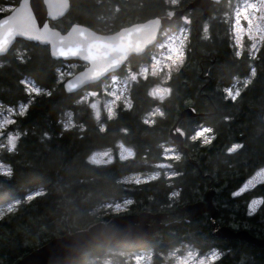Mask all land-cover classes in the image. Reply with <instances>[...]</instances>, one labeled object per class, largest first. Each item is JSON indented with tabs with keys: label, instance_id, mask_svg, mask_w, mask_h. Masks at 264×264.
<instances>
[{
	"label": "trees",
	"instance_id": "1",
	"mask_svg": "<svg viewBox=\"0 0 264 264\" xmlns=\"http://www.w3.org/2000/svg\"><path fill=\"white\" fill-rule=\"evenodd\" d=\"M19 1L0 0V7H15ZM69 1V11L52 21L53 27L66 32L81 24L113 33L167 15L192 0H181L178 5L169 0ZM239 1L214 4L206 16L197 8L191 10L194 20L200 16L201 34L196 36L192 22L184 60L164 82L169 95L163 100L153 97L150 90L159 79L140 77L131 85L129 105H119L113 116L104 113L101 124L89 105L81 102L83 91H65L59 70L67 62L53 59L48 45L17 40L0 57V106L26 105L9 127L20 132L16 147L0 151V161L8 166L6 173H0V206L18 202L15 210L0 218V264H14L54 238L112 220L119 213L96 209L124 201L129 206L123 213L175 211L151 239L134 248L150 252L152 264H165L164 255L180 246L196 248L204 255L217 251L211 264H264V246L214 236L210 213L187 222V213L176 211L206 201L212 189L216 224L264 237V182L236 194L264 168V39L255 52L250 48L239 51L232 33ZM6 13L0 12V17ZM181 26L178 21L171 29ZM151 55L150 48L133 56L129 67L138 72L150 64ZM25 77L36 83L39 93L29 91L22 81ZM245 78H251L250 82L235 97L230 96L228 88ZM101 83L87 88L101 91ZM186 108L201 114L178 123L185 132L188 153L178 148L179 157L168 158L164 148L173 145L170 131ZM154 109L160 113L148 121L146 116ZM204 127L211 137H195ZM119 142L132 148L133 157L116 158L109 164L89 160L94 151L114 148ZM164 162L169 168H162L154 179L125 181L132 174L156 171ZM258 199L261 204L250 212L249 203ZM112 250L135 252L102 242L73 264H89V257L99 259Z\"/></svg>",
	"mask_w": 264,
	"mask_h": 264
},
{
	"label": "water",
	"instance_id": "2",
	"mask_svg": "<svg viewBox=\"0 0 264 264\" xmlns=\"http://www.w3.org/2000/svg\"><path fill=\"white\" fill-rule=\"evenodd\" d=\"M222 1L192 0L183 8L170 10L165 16H157L105 34L81 24L72 25L66 32L53 27L51 22L63 18L69 11V0H20L18 5L0 18V57L6 56L17 40L48 45L53 59L75 60L84 64L63 82L65 91L77 93L109 74L118 72L132 56L145 54L158 42L162 30L179 20L187 11L198 7L202 16H205L211 6ZM198 21L199 17L194 20L196 36L200 34ZM200 115L193 108L184 109L170 131L171 141L186 153V135L177 129L178 123L183 118ZM4 135L0 131V140ZM213 195L214 191L210 189L206 201L186 204L176 211L186 212L187 222L208 212L214 236L227 240L243 239L263 247L264 237L258 238L247 230H234L216 224L217 209L212 202ZM174 212L117 215L108 222L99 221L86 230L54 238L14 264H73L87 249L98 243L123 244L149 240L166 225L164 221Z\"/></svg>",
	"mask_w": 264,
	"mask_h": 264
},
{
	"label": "rangeland",
	"instance_id": "3",
	"mask_svg": "<svg viewBox=\"0 0 264 264\" xmlns=\"http://www.w3.org/2000/svg\"><path fill=\"white\" fill-rule=\"evenodd\" d=\"M172 5L180 4L181 0H169ZM198 8V7H197ZM13 6L0 7V12L5 13L12 10ZM182 26L175 31L171 27L163 31L161 41L152 47L151 62L149 65L143 66L138 72L133 71L129 65L125 74L113 76L109 79H102L101 91L91 88H84V94L81 102H86L94 117L100 124L104 113L113 116L119 105L128 106L130 103V88L140 77L146 78L153 76L159 79V82L150 90V94L163 100L169 95V88L164 84L169 75L176 70L183 62L188 41L191 35V24L193 21L192 12H189L180 18ZM207 28V26H206ZM232 33L239 51L244 48H250L255 52L260 42L264 39V0H240L234 8L232 21ZM67 63L59 70L60 81H65L69 76L75 73V69L83 65L79 61H66ZM251 78L236 80L233 87L228 88L227 93L235 97L241 89H243ZM33 86V85H32ZM30 86V87H32ZM35 89H38L35 87ZM26 105L12 107L0 106V131H4V139L0 141V151L4 149L13 150L16 147L20 132L16 129H9L14 123V117L23 113ZM160 113L158 109H154L146 116L148 121L153 119ZM107 115V116H108ZM73 121L69 119V122ZM197 137L203 139L210 138V132L206 128H201ZM165 156L168 158L179 157V152L175 146L166 145L164 148ZM134 155L131 147L119 142L114 148H107L94 151L89 160L96 164H109L116 158L127 159ZM166 162L158 164V170L146 174H132L125 178L127 182L140 183L150 179H154L163 172L161 169L166 168ZM169 168V165H167ZM166 168V169H167ZM8 166L0 161V173H6ZM166 173H169L167 170ZM264 182V168L255 172L243 184V190L249 189L252 184ZM34 194H31L32 197ZM261 199L253 200L249 203V211L254 212L261 204ZM126 202V201H125ZM126 203H107L105 207H99L97 212L108 211L120 213L124 209ZM18 202H10L0 206V218L6 213L17 208ZM168 219V218H167ZM166 223V220H165ZM167 224V223H166ZM121 244L122 243H113ZM126 244V243H124ZM190 246H181L164 255L165 264H211L217 257L218 252L212 251L210 254L204 255L193 250ZM107 255V256H106ZM89 264H152V254L148 252H117L115 250L106 252L102 258H88Z\"/></svg>",
	"mask_w": 264,
	"mask_h": 264
},
{
	"label": "flooded vegetation",
	"instance_id": "4",
	"mask_svg": "<svg viewBox=\"0 0 264 264\" xmlns=\"http://www.w3.org/2000/svg\"><path fill=\"white\" fill-rule=\"evenodd\" d=\"M197 9L200 10L199 8H197ZM200 12H201V10H200ZM198 17H200V16H198ZM195 18H196V17H195ZM193 20H194V18H193ZM129 63H130V61H129ZM129 63H128V65H129ZM128 65H127V66H128ZM127 66L124 67L122 70H119L117 73L108 76L106 79H109V78H111V77H113V76H120V75H122V74H125L126 69H127ZM244 191H245V190H243V188L241 187L240 189H238V191L236 192V194H242V193H244ZM128 206H129V204H125V205H124V209L121 210L120 212H122V213L125 212V211L128 209ZM122 213H119V215H123V214H133V213H123V214H122ZM152 222H153V220L150 221L149 223H152ZM164 223H165V221H164ZM142 241H144V240H142ZM142 241H138V242H130V243H126V244L123 243L122 246H125L127 249H132L133 251H139V250H134V248H135L137 245H141ZM118 245H121V244H118ZM180 247H181V246H180ZM178 248H179V247H178ZM176 249H177V248H176ZM174 250H175V249H174ZM193 250L200 252V250H198V249H196V248H194Z\"/></svg>",
	"mask_w": 264,
	"mask_h": 264
}]
</instances>
